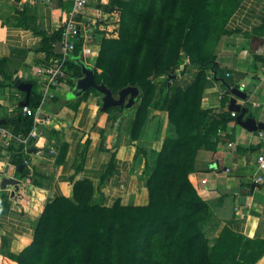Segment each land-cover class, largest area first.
I'll list each match as a JSON object with an SVG mask.
<instances>
[{"label":"crops","instance_id":"crops-1","mask_svg":"<svg viewBox=\"0 0 264 264\" xmlns=\"http://www.w3.org/2000/svg\"><path fill=\"white\" fill-rule=\"evenodd\" d=\"M72 7L71 0H0V123L5 126L15 128L13 119L26 99L21 82L31 83L30 98L44 89L45 78L38 68L53 55L52 36L64 27ZM117 11L115 0H92L81 10L79 41L85 67H96L106 31L119 17ZM263 23L264 0H241L226 23L218 63L207 69L202 108L231 110L230 101L235 98L248 107L246 116L264 122V106L252 105L254 100L264 104V30H259ZM198 71L197 66H187L180 84L189 85ZM224 73L234 80L228 100L219 98L226 88L216 78ZM70 75L55 89L58 100L42 106L44 117L36 121L37 140L29 155L28 175L18 173L8 149L0 150V193L7 195L5 204H0V260L32 241L48 203L61 197L75 201L82 181L95 203L111 207L150 202L146 164L152 161L136 137L145 125L134 133L133 111L124 110L129 113L124 115L120 106L104 109L102 94L94 88L75 94L84 73L76 79ZM153 116L160 121L156 119L151 135L162 145L168 134L167 114L154 109ZM10 144L18 146L15 140ZM263 153L259 130H248L236 118L197 152L189 178L212 211L203 228L210 243L225 229L264 242V168L258 163ZM4 176L19 178V189L1 188ZM258 176L263 180L258 181ZM254 264H264V252Z\"/></svg>","mask_w":264,"mask_h":264},{"label":"trees","instance_id":"trees-1","mask_svg":"<svg viewBox=\"0 0 264 264\" xmlns=\"http://www.w3.org/2000/svg\"><path fill=\"white\" fill-rule=\"evenodd\" d=\"M240 1L115 0L116 34L104 36L93 71L96 82L106 84L115 95L125 87L137 89L136 104L128 109L134 114V133L152 108L167 114L168 134L155 161L146 164L150 202L111 207L95 203L82 181L75 201L61 197L48 203L32 241L18 253L2 256V264H254L258 260L264 242L230 229L222 231L209 251L211 243L203 228L212 211L189 178L197 152L238 115L228 109H204L202 99L207 69L218 63L226 23ZM63 30L53 34L54 44L62 40ZM259 30H264V23ZM75 51L66 62L72 79L82 76L85 67L80 41ZM50 53L58 55L55 46ZM189 65L199 71L183 86L180 77ZM228 75L216 77L226 88V100L234 85ZM41 95L31 97L28 106L36 109ZM48 100L58 99L55 95ZM19 109L14 132L27 136L38 125L34 115L24 114L23 106ZM120 110L125 113V106ZM36 140L31 136L28 144L18 146L1 141L0 150H9L10 161L17 168L23 165L18 170L23 177L29 173L24 161ZM6 197L0 193L1 205Z\"/></svg>","mask_w":264,"mask_h":264},{"label":"built area","instance_id":"built-area-1","mask_svg":"<svg viewBox=\"0 0 264 264\" xmlns=\"http://www.w3.org/2000/svg\"><path fill=\"white\" fill-rule=\"evenodd\" d=\"M73 7L70 13V17L66 21L63 27V38L61 52L57 56H52L46 64L38 68V74L45 78V87L42 90V95L40 99V104L36 109L31 107L23 106V113L28 115H34L35 121L41 119L40 113L42 111L43 104L48 100L53 98L55 94V89L58 88L68 77L66 62L70 58L71 54L75 51L76 44L81 38L83 22L80 18L81 10L91 3L92 0H71ZM244 86L245 84L242 83ZM226 92H222L219 96L223 99ZM253 107L264 106L260 101H252ZM235 115L236 112L233 111ZM37 127H35L29 135L24 136L22 133L16 134L12 126L0 125V140L5 145H10L12 140L18 143L28 144L29 138L31 136H36ZM260 136L264 139V130H259ZM25 164L28 166L30 164V159H25ZM258 163L261 168H264V153L260 154L258 157ZM258 181L263 180V176H258ZM206 181V180H203Z\"/></svg>","mask_w":264,"mask_h":264},{"label":"water","instance_id":"water-1","mask_svg":"<svg viewBox=\"0 0 264 264\" xmlns=\"http://www.w3.org/2000/svg\"><path fill=\"white\" fill-rule=\"evenodd\" d=\"M62 48V42L58 41L55 45V50L60 53ZM84 77L77 82V85L74 89L75 94H81L84 91L94 88L102 94V107L108 108L110 106H125V111L134 105L136 102L138 92L134 87H125L121 89L118 94H114V92L104 83H97L95 80V74L92 69L88 67H84L83 69ZM31 83L21 82L19 84V88L26 91V99L21 103L22 106H27L30 99L31 93ZM230 109L232 111L238 112L236 116V120L238 123L243 125L245 128L251 131L255 130H264V122L257 121L253 116H246L248 111V107L242 106L236 102L235 98H231L230 101ZM40 117H44L43 114ZM23 165L18 167V170L23 169ZM21 184V180L17 177H2L1 180V188H6L8 185L15 186V189H19V185Z\"/></svg>","mask_w":264,"mask_h":264},{"label":"rangeland","instance_id":"rangeland-1","mask_svg":"<svg viewBox=\"0 0 264 264\" xmlns=\"http://www.w3.org/2000/svg\"><path fill=\"white\" fill-rule=\"evenodd\" d=\"M115 34H116V27H115V24H112V26L107 31L106 37H114ZM153 110H154V108H152V110L149 113L148 118L146 119V121L144 123V125H145L144 131L138 132L136 135V137L138 138V141H139V143H138L139 146L150 155V159L152 162H154L155 159L157 158V155H158V153L161 149V146H162V145H160V141L152 138V135H151V134H153V130L156 127L155 126L156 125V119L159 118V117L153 116ZM150 115H152V117ZM150 117H151V119H149ZM160 119H161V117H160ZM146 123H147V125H146ZM231 240H233V237L230 238V241ZM216 241H217V239L213 243L210 244V250H209L210 252H212V250H213L212 248L216 244ZM241 241H242L241 245L245 246V240L242 239Z\"/></svg>","mask_w":264,"mask_h":264}]
</instances>
